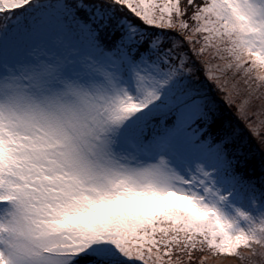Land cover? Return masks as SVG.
Wrapping results in <instances>:
<instances>
[{
    "label": "snow or ice",
    "instance_id": "obj_1",
    "mask_svg": "<svg viewBox=\"0 0 264 264\" xmlns=\"http://www.w3.org/2000/svg\"><path fill=\"white\" fill-rule=\"evenodd\" d=\"M212 258L264 264V0H0V264Z\"/></svg>",
    "mask_w": 264,
    "mask_h": 264
},
{
    "label": "rangeland",
    "instance_id": "obj_2",
    "mask_svg": "<svg viewBox=\"0 0 264 264\" xmlns=\"http://www.w3.org/2000/svg\"><path fill=\"white\" fill-rule=\"evenodd\" d=\"M241 264L240 261L229 258H212L209 261V264Z\"/></svg>",
    "mask_w": 264,
    "mask_h": 264
}]
</instances>
